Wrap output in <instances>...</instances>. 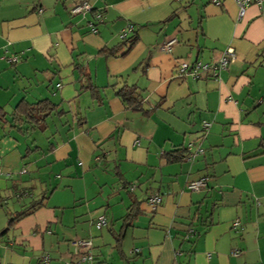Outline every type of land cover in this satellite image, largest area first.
Segmentation results:
<instances>
[{
    "label": "crops",
    "instance_id": "1",
    "mask_svg": "<svg viewBox=\"0 0 264 264\" xmlns=\"http://www.w3.org/2000/svg\"><path fill=\"white\" fill-rule=\"evenodd\" d=\"M79 1L0 0V264H75L76 238L91 239V264H264V5L196 0L189 27L180 11L192 0H85L90 11L71 13ZM127 25L137 36L128 50ZM168 38L177 41L165 51ZM228 47L236 59L218 78L179 74L178 62H212ZM123 86L142 91L140 107L121 100ZM45 99L44 122L19 127L15 106ZM52 115L65 127L46 137L48 153L27 149L66 172L63 188L8 226L19 210L7 197L28 187L22 169L41 167L26 163L20 136ZM175 149L187 157L171 160ZM202 177L203 188H187ZM32 188L20 209L45 194Z\"/></svg>",
    "mask_w": 264,
    "mask_h": 264
},
{
    "label": "rangeland",
    "instance_id": "2",
    "mask_svg": "<svg viewBox=\"0 0 264 264\" xmlns=\"http://www.w3.org/2000/svg\"><path fill=\"white\" fill-rule=\"evenodd\" d=\"M197 2L196 0H192L191 3H189L185 8L181 7V11L180 13L185 17V22H188V26L189 27H194L196 24V19H197V14H198V9H197ZM191 21V22H190ZM186 24V23H185ZM187 25V24H186ZM47 123L49 124L48 128H45L44 130H37L35 132H31L25 136H20L22 137V141L23 143V148H24V152L23 154L25 155L24 159L26 161V163H29V166H31L32 163L35 162V160H41V167L37 168V170H31L29 168H23L22 169V177L19 178V180H25L26 183L28 184V187H33L32 190L35 191V194L40 192L41 190H44V193L46 194L47 198L44 200V203L46 205H49L53 202L57 201V195L59 194H54L52 195V192L55 191V188L57 185L60 186V188H63V180L65 179L66 172L62 171L59 174V169L55 167L56 163L52 162L50 164H45L46 161L43 160V158H41L44 153L38 152L36 153L35 151H28V147H35V146H41V143L43 144L44 149H46V152L48 153L47 147H46V143H48V139L46 138L48 136L49 133L54 132L55 129L59 130L60 133H62V131L64 130V126H60V120L58 118V116L56 115H52L49 120H47ZM72 121H70L69 124H71ZM56 138L58 139V132L55 134ZM54 140V139H53ZM48 146V145H47ZM25 151H27L30 155L28 157H26ZM98 158H95V160H97ZM48 160V159H47ZM96 162V161H95ZM105 163V161H104ZM51 166H53V168H51ZM29 174H31L29 176ZM73 178H75L74 180H80L77 179L76 176L74 175ZM47 179H51V183L47 180ZM76 182V181H75ZM78 183H75L74 188H79L81 190V186L79 181H77ZM27 187V188H28ZM27 188H22V189H18L16 192L13 190L10 192L9 197H7V199L9 198L10 201L6 204L8 207H10L11 209L15 210H21L19 205L27 203L29 200L26 197V194L30 193L28 191H26ZM68 191L71 190V187H67ZM65 190V187H64ZM66 190V192H68ZM76 192V191H75ZM1 195H5V191H1L0 192ZM90 194H92L91 197L96 198L97 194L94 193L93 191L90 192ZM39 196V195H38ZM97 199H95L96 202ZM8 201V200H6ZM60 201H62L60 199ZM84 201H86L84 199ZM78 220V219H77ZM81 222V221H79ZM107 227L106 225L103 226V230H106ZM104 232V231H103ZM106 236H108V232L105 233ZM101 237L96 235V238ZM47 256V255H45Z\"/></svg>",
    "mask_w": 264,
    "mask_h": 264
},
{
    "label": "built area",
    "instance_id": "3",
    "mask_svg": "<svg viewBox=\"0 0 264 264\" xmlns=\"http://www.w3.org/2000/svg\"><path fill=\"white\" fill-rule=\"evenodd\" d=\"M236 4L239 6L240 11L251 5L255 4L258 6L264 5V0H235ZM90 9V3L85 0H80L77 2L70 10L71 13H81ZM132 31V26L127 25L125 29L121 32V38H125L129 32ZM176 38H170L166 40L163 44V50L170 51L172 46L176 43ZM236 59V52L232 47H228L221 57L212 62H201L196 61L192 64L186 61L178 62V72L180 75H190L193 78H202V77H212L218 78L221 70L226 69L227 66ZM60 86V84H57ZM208 126L205 122L204 127ZM208 178L202 177L197 180L189 181L187 183V188L189 190H198L203 188L207 183ZM134 186L130 187L133 189ZM161 196L159 194L150 196L147 200L148 205L151 209H156L157 206L161 203ZM106 223L104 216H99L95 221L96 228H101L103 224ZM234 226L239 225L238 220L233 222ZM74 247L75 256L77 258L75 264H91L93 262L92 254V241L89 238H76L71 242ZM237 253V252H236ZM49 259L48 255L43 257V260L47 262Z\"/></svg>",
    "mask_w": 264,
    "mask_h": 264
},
{
    "label": "trees",
    "instance_id": "4",
    "mask_svg": "<svg viewBox=\"0 0 264 264\" xmlns=\"http://www.w3.org/2000/svg\"><path fill=\"white\" fill-rule=\"evenodd\" d=\"M91 8L92 7L90 4V9L87 11H90ZM87 11H83L81 13H85ZM73 14H77V13H73ZM136 39H137V36L135 35V33H132L130 36H126L125 38H122L120 44L126 45L127 50H128L135 43ZM92 89L93 91L96 90L94 86H92ZM117 94L119 95L121 100L126 105L134 107V108L140 107L144 100L142 91L137 89L134 86H123L117 91ZM53 107H54V104L48 99L39 100L35 104H30L27 101L22 100L15 106L12 115H13V118L15 119V122L19 124V127L23 123H28L31 128H35L36 126H39V124L44 122L45 117L49 115V113L53 110ZM0 116H3V112L1 111V109H0ZM168 157L171 160L185 159L187 157V150L186 149H175L168 153ZM124 186L128 188V186L126 185ZM46 198H47L46 194H43L41 195L39 199L32 200L28 206H24L21 210L17 211L16 213L9 215L8 226L13 225L20 218L44 206V200ZM137 212H138V208L135 206V204L132 203L128 207L127 213L123 218V221H125V224L128 222V220H131L132 218H134ZM120 238H121V235L116 236L117 241H120ZM92 249H93V243H92ZM92 254H93V251H92ZM93 261H94V254H93Z\"/></svg>",
    "mask_w": 264,
    "mask_h": 264
}]
</instances>
